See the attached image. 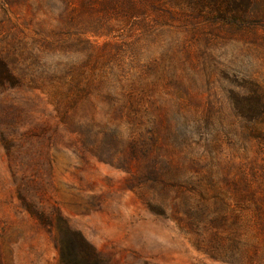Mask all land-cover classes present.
I'll return each instance as SVG.
<instances>
[{
  "label": "rangeland",
  "instance_id": "1",
  "mask_svg": "<svg viewBox=\"0 0 264 264\" xmlns=\"http://www.w3.org/2000/svg\"><path fill=\"white\" fill-rule=\"evenodd\" d=\"M0 71V264H264V0H0Z\"/></svg>",
  "mask_w": 264,
  "mask_h": 264
},
{
  "label": "trees",
  "instance_id": "2",
  "mask_svg": "<svg viewBox=\"0 0 264 264\" xmlns=\"http://www.w3.org/2000/svg\"><path fill=\"white\" fill-rule=\"evenodd\" d=\"M1 72V71H0ZM14 77L0 73V85L5 86L15 82ZM258 103H255L249 110L257 111ZM262 110L264 107H261ZM264 116V113H261ZM68 233H64L63 238L58 241V250L62 264H102L97 259L95 249L83 238V236L67 228Z\"/></svg>",
  "mask_w": 264,
  "mask_h": 264
}]
</instances>
